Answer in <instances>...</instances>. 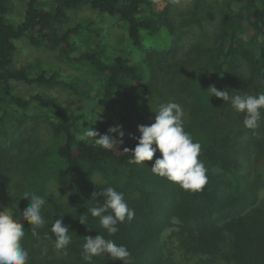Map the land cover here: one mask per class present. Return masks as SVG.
I'll return each instance as SVG.
<instances>
[{"label":"trees","instance_id":"1","mask_svg":"<svg viewBox=\"0 0 264 264\" xmlns=\"http://www.w3.org/2000/svg\"><path fill=\"white\" fill-rule=\"evenodd\" d=\"M13 1L0 0V130L45 121L61 141L52 151L30 137L16 154L14 143L5 146L0 142V177L13 171L27 175L55 161L65 168L56 174V184L66 190L64 197H51L46 176L40 177L29 192L21 187L15 195L8 191L7 208L24 226L22 244L29 252L27 264H88L82 245L86 237L98 234L126 246L128 264H264V109L260 126L249 129L243 123L244 113L207 91L214 85L230 95L264 93V3L226 0L210 35L196 16L194 24L201 29V40L181 58L183 27L171 18L168 8L157 10L153 0H28L19 24L8 19ZM86 5L100 16L115 18L131 46L144 54L143 61L134 62L125 53L106 60L99 46L86 44L82 48V36L95 31L94 23L66 25V21L69 11ZM245 21L255 30L252 51L242 38L247 36ZM23 38L36 48L57 49L62 60L89 67L102 79V88L62 78L57 69L50 71L36 61L17 68V42ZM149 39L164 48L147 46ZM11 81L47 88L62 86L92 101L125 102L132 108L154 97L163 99L160 105H181L185 131L201 144L198 159L207 170L206 185L193 192L154 174L151 167L161 156L159 151L152 161L130 163L131 153L124 149H134L138 141L133 136L140 133L125 116L114 115L102 123L101 134L117 125L124 132L106 150L96 145L94 138H78L83 114L69 115L53 96L23 98ZM34 104L48 107L53 117L35 112ZM101 167L105 168L103 179L96 171ZM108 186L122 192L135 213L131 221L119 223L118 232L112 236L101 227L99 218L87 211L103 203L102 197L93 198V194ZM25 192L45 200L42 216L46 224L37 229V236L32 235L30 223L23 221L22 212L30 204V199H23ZM81 215L87 225L80 223ZM61 217L71 242L66 249L57 250L51 226ZM51 235L53 239H49ZM91 264L124 262L113 261L105 253L94 256Z\"/></svg>","mask_w":264,"mask_h":264},{"label":"rangeland","instance_id":"2","mask_svg":"<svg viewBox=\"0 0 264 264\" xmlns=\"http://www.w3.org/2000/svg\"><path fill=\"white\" fill-rule=\"evenodd\" d=\"M28 0L12 2L8 19L10 22L19 24L24 17ZM49 2L51 0H45ZM226 0H153L157 10H164L168 8L171 18L177 25L182 26L185 32V37L180 43L179 57H183L191 47L197 44L200 40L202 32L197 24H194L196 16L202 21L207 35H210L215 30V25L220 19L222 10L225 8ZM264 3V0H261ZM80 22L94 23L95 31L87 32L82 37V48L86 44L99 46L104 49L106 60L113 59L114 56L120 53L130 55L134 62H142L144 54L131 46L128 35L122 28L119 27L118 21L113 17L100 16L93 11L88 5L76 11H69V19L66 25H76ZM245 31L247 35V48L249 51L254 49L253 37L255 30L249 26L248 22H244ZM154 45L158 49H163L162 43L154 42L153 39L148 40L147 46ZM181 57V58H182ZM36 61L40 66L47 67L50 71L57 69L62 78L73 80L77 79L82 83V86L94 87L101 89L102 79L90 71V68L84 65H77L62 60L59 56L58 50L54 48H36L32 46L28 39L23 38L17 42V51L15 54V66L17 68L24 67L27 63ZM15 92L23 98H29L32 95H49L56 97L65 108L69 115L74 113H81L84 118L79 122L78 138H81L86 127H92L98 132L104 120H107L114 115H123L135 126L138 132V125H150L155 122L156 111L159 109V99L154 97L151 102L147 104H138L132 108L127 103H106L102 98H97L92 101L75 95L69 89L62 86L47 88L39 86H30L24 82L11 81ZM35 112H43L48 114L51 118L52 113H49L48 107L44 105H33ZM33 111V112H34ZM139 133V132H138ZM30 137L38 139L40 145L44 148H49L54 151L60 144V139L55 137L45 121L35 124L32 121L26 122L20 129L5 128L0 130V142L5 146H11L12 143L16 145L13 150L18 153L20 145L26 144ZM22 148V147H21ZM64 166L60 161L55 163H46L38 170H34L27 175L20 173L6 172L4 177H0V210H7L13 216L14 214L7 208L8 191L15 195L20 192L17 188L30 191L41 177H47V192L51 197L65 196L66 190L60 185L56 184V174L59 171H64ZM104 167L96 169L99 179H103L102 171ZM112 171V169H110ZM36 171V172H35ZM113 175V171L109 176ZM4 181V182H3ZM5 186L7 190L3 187ZM14 218H16L14 216ZM17 219V218H16ZM18 220V219H17ZM165 232L164 239L166 240L170 234ZM192 262H189L191 264Z\"/></svg>","mask_w":264,"mask_h":264},{"label":"clouds","instance_id":"3","mask_svg":"<svg viewBox=\"0 0 264 264\" xmlns=\"http://www.w3.org/2000/svg\"><path fill=\"white\" fill-rule=\"evenodd\" d=\"M245 41L247 36L242 37ZM211 96L222 98L230 102L238 112L244 113V126L256 129L260 126L262 118L261 109H264V93L257 95L235 94L230 95L226 90H218L214 85L207 90ZM155 122L150 125H138L139 136H133L138 141L134 149L125 148L124 151L131 153L130 163L144 164L152 161L157 151L161 153L157 157L151 170L154 174L166 178L170 182L178 184L184 190L199 191L207 183L206 168L198 159L201 144L194 142L190 133L184 128V111L177 103L161 104L155 112ZM123 137L122 126L109 127L107 133L101 134L92 127H86L82 134L83 138H94L95 144L108 150L117 143L116 136ZM155 145V147H153ZM103 198V203H96L87 209L92 217L99 218V223L109 236L118 232L117 225L126 219L131 221L134 210L130 209L125 201L124 194L118 192L112 186L100 189L94 193ZM23 199H30L29 206L22 212L23 221L31 225L32 235L37 236V229L45 226L46 221L42 216V207L45 200L35 194L25 192ZM81 224L87 225L86 217L81 215ZM51 234L55 238V249H66L71 242L68 226L64 225L63 219H57L51 226ZM25 237L23 223L19 222L7 210H0V264H27L29 252L24 248L22 241ZM53 239V235L49 237ZM83 259L91 264L94 256L102 254L110 255L113 261L120 260L128 264V252L126 246L117 245L113 240L106 239L103 235L86 237L82 245ZM66 254V253H65Z\"/></svg>","mask_w":264,"mask_h":264}]
</instances>
